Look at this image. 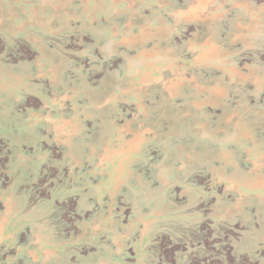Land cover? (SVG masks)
Segmentation results:
<instances>
[{
	"label": "rangeland",
	"instance_id": "rangeland-1",
	"mask_svg": "<svg viewBox=\"0 0 264 264\" xmlns=\"http://www.w3.org/2000/svg\"><path fill=\"white\" fill-rule=\"evenodd\" d=\"M0 264H264V0H0Z\"/></svg>",
	"mask_w": 264,
	"mask_h": 264
}]
</instances>
